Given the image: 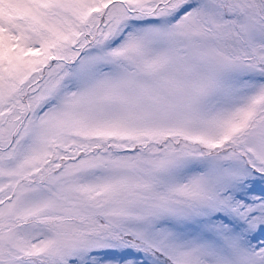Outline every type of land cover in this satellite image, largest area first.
<instances>
[{
  "label": "snow or ice",
  "instance_id": "6c2138e0",
  "mask_svg": "<svg viewBox=\"0 0 264 264\" xmlns=\"http://www.w3.org/2000/svg\"><path fill=\"white\" fill-rule=\"evenodd\" d=\"M0 264H264V0H0Z\"/></svg>",
  "mask_w": 264,
  "mask_h": 264
}]
</instances>
